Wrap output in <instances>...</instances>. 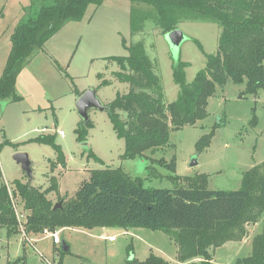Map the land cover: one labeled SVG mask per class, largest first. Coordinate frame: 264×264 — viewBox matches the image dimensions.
Listing matches in <instances>:
<instances>
[{
    "label": "rangeland",
    "instance_id": "374dc122",
    "mask_svg": "<svg viewBox=\"0 0 264 264\" xmlns=\"http://www.w3.org/2000/svg\"><path fill=\"white\" fill-rule=\"evenodd\" d=\"M49 3L47 0H0V75L11 47L13 29L27 15ZM129 8L128 0H105L99 7L89 5L81 21L66 23L27 59L15 84V92L21 100L0 99V143L7 139L13 144L4 145L0 150L2 179L8 188L18 179L45 189L49 186L48 177L54 176L59 189L57 193H49L47 198L55 204L63 201L59 198L74 197L80 183L89 179L91 170L120 168L132 178H141L145 187L172 189L175 183L169 180L170 176L180 177L176 184H181L185 176L204 173L208 175V189L236 190L242 173L264 161V89L256 94L243 93L244 84L231 80L222 87H215L214 95L208 99L206 118L192 126L170 131L167 146L144 151L141 157L120 158L124 140L116 137L106 111L91 109L89 118L94 126L85 143L76 141L74 129L81 120L76 108V91L82 94L93 88L99 100L108 104L116 93L124 94L129 90V84L117 80L113 74L119 70L117 64L104 59L127 55L122 39L126 45L138 40L144 43L154 72L160 78L165 104L175 100L179 91L172 78V66L179 60L186 61L185 78L189 83L205 66L204 53L217 52L221 28L216 23L181 22L176 30L185 38L177 52H172L165 33L162 34L151 21L145 22L141 33L131 36ZM102 80L109 83L101 85ZM254 114L256 123L251 122ZM217 122L222 125L215 130L210 145L197 152L196 141ZM56 130H63L65 137H58ZM51 133L55 134L56 143L65 155V166H53L56 154L51 146L27 142L40 134ZM91 151L102 162L87 158ZM17 152L28 154L31 178L14 160ZM160 159L166 164L173 159V169L162 165ZM194 160L196 165H191ZM12 200L19 218L25 219L28 212L23 209L20 198L15 196ZM263 221L264 210L258 224L247 225L242 240L226 242L213 250L211 264H234L236 258L248 255L252 238L257 229L260 231ZM59 229L53 231H59L62 243L70 249L62 256V264H125L130 256L143 261L149 253L171 259L168 261L171 264H182L174 258L176 244L161 230L143 227L130 228L128 232L121 227H108L104 231L99 227ZM42 233L28 235L32 238L29 241L32 246L25 243V251L21 234L10 239L1 228L0 264L6 263V259H10L7 264H11L15 257L23 254L25 258L17 264H56L57 249H62L63 245H52ZM110 236L116 240L109 241Z\"/></svg>",
    "mask_w": 264,
    "mask_h": 264
},
{
    "label": "trees",
    "instance_id": "16d2710c",
    "mask_svg": "<svg viewBox=\"0 0 264 264\" xmlns=\"http://www.w3.org/2000/svg\"><path fill=\"white\" fill-rule=\"evenodd\" d=\"M47 1L50 3L27 15L10 35L11 47L0 75V99L20 101L15 84L27 59L66 23L81 21L89 5L99 7L105 0ZM128 1L131 36L141 33L146 21H151L162 34L177 29L185 20L214 22L221 30L217 52L204 53L205 66L195 73L191 82L185 78L186 61L179 60L172 66V78L179 91L168 104L164 103L160 78L141 40L126 45L122 39L127 55L104 58L117 64L115 78L129 84L127 93H116L105 104L116 137L124 140L121 159H135L143 156L144 151L167 146L170 131L206 118L208 99L217 85L222 87L231 80L244 84L243 93L256 94L264 89V0ZM196 43L202 50L201 44ZM108 83L101 81V85ZM251 122L256 123L255 114ZM221 125L214 123L199 137L195 143L197 152L210 145ZM93 126L91 119L85 123L79 121L74 129L76 141L85 143ZM27 142L51 146L56 154L53 166H65V155L54 133L40 134ZM4 145L13 144L5 139L0 150ZM90 157L101 161L92 151L87 155ZM159 161L173 169V159L167 164L164 159ZM179 178L169 177L175 183L172 189L154 188L145 187L141 178H132L120 168L94 169L89 179L80 183L74 197L59 198L63 200L61 208L54 210V204L47 198L49 193L58 192L54 176L48 177L49 186L45 189L18 179L8 188L0 169V228L5 229L7 238L20 233L12 204V197L17 196L28 212L23 222L27 236L44 229L143 227L170 236L177 246L179 263L211 264L213 250L226 242L242 240L247 225L256 223L264 210V161L242 173L236 190L208 189V175L204 173L185 176L181 178L183 183L176 184ZM57 250L56 264H62V256L69 251L59 247ZM24 258L23 254L11 264ZM125 264L171 263L149 253L143 261L130 256ZM234 264H264V221L252 238L250 253L236 258Z\"/></svg>",
    "mask_w": 264,
    "mask_h": 264
},
{
    "label": "water",
    "instance_id": "95a60500",
    "mask_svg": "<svg viewBox=\"0 0 264 264\" xmlns=\"http://www.w3.org/2000/svg\"><path fill=\"white\" fill-rule=\"evenodd\" d=\"M165 38L172 52H177L180 43L185 38L179 30H171L165 33ZM77 112L81 118L80 122L85 123L89 118V111L97 109L99 111H107V106L103 104L97 97L96 90L91 88L78 96L76 101ZM14 160L20 165L21 169L31 178V162L28 154L25 152H17L13 155ZM196 160L191 162V165H196ZM54 210L61 208V202H57L52 207ZM67 249V247H66Z\"/></svg>",
    "mask_w": 264,
    "mask_h": 264
},
{
    "label": "built area",
    "instance_id": "2783aa9c",
    "mask_svg": "<svg viewBox=\"0 0 264 264\" xmlns=\"http://www.w3.org/2000/svg\"><path fill=\"white\" fill-rule=\"evenodd\" d=\"M57 132V135L58 137L60 138H64L65 137V133L63 130H56ZM12 204H13V208L15 210V213H16V217H17V221H18V225H19V230H20V234H21V237L22 239H26V240H29V238L27 237L26 233H25V230H24V226H23V222L25 221V219H20L17 212H16V209H15V206H14V202L12 200ZM43 235L46 237V238H50L52 243L53 244H60L61 243V239H60V235H59V231H53V230H49V229H44L42 231ZM109 240H113L114 239V236H110L108 238ZM30 241V240H29Z\"/></svg>",
    "mask_w": 264,
    "mask_h": 264
},
{
    "label": "crops",
    "instance_id": "0c3cea01",
    "mask_svg": "<svg viewBox=\"0 0 264 264\" xmlns=\"http://www.w3.org/2000/svg\"><path fill=\"white\" fill-rule=\"evenodd\" d=\"M77 22H79V21H77ZM65 25H66V24H65ZM65 25H64V26H65ZM64 26H63V27H64ZM63 27H62V28H63ZM62 28H61V29H62ZM61 29L58 31V33L61 31ZM55 35H56V34H55ZM55 35H54V36H55ZM54 36H53V37H54ZM53 37H52V38H53ZM4 54H5V52L3 53V55H4ZM3 55H2V56H3ZM78 96H79V95H77V97H78ZM1 173H2V172H1ZM23 183H25V182H23ZM58 189H59V182H58ZM25 216H26V214H25ZM254 224H258V223L256 222V223H254ZM254 224H253V225H254ZM99 228H100V227H99ZM107 228H108V227H101V229H102L103 231L106 230ZM0 229H1V228H0ZM62 229H65V228H61V229H59V230H62ZM4 230H5V229H4ZM128 230H130V228L124 230V232H128ZM257 232H258V229H257V231L255 232V234H256ZM19 234H20V233H19ZM255 234H254V235H255ZM103 236H104L105 238L107 237V235H103ZM27 237L29 238V240H32V238H31L30 236H27ZM11 238H13V236L10 237V239H11ZM30 238H31V239H30ZM45 239H49V240H51L50 238H45ZM29 240H24V239H22V249L25 250V251H26L25 243H27L28 245L32 246V245L30 244ZM41 240H42V239H40V240H38V241H36V242H40ZM115 240H116V239H115ZM115 240H109V241H115ZM31 243H32V242H31ZM51 243H52V242H51ZM8 244H9V241H8ZM60 244L63 245V246H62V249H63L64 251H69V252H70L69 247H68L67 245H65L64 243H62V241H61ZM60 244H53V243H52V245L57 246V247H58ZM35 246H36V245H35ZM66 247H67V249H66ZM32 248H35V247H32ZM176 255H177V253H176ZM176 255L174 256V258L176 257ZM18 257H19V256H18ZM16 258H17V257H15V259H16ZM15 259H14V260H15ZM6 260H7V261H5L6 263H3V264H7L8 261H9L10 259H6ZM14 260H13V261H14ZM166 260H168V259H166ZM173 260H174V259H173ZM168 261H172V260L170 259V260H168Z\"/></svg>",
    "mask_w": 264,
    "mask_h": 264
}]
</instances>
